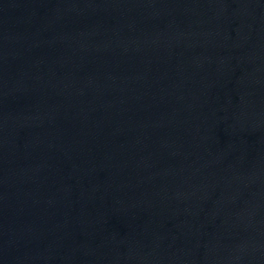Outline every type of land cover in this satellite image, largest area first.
<instances>
[{"label":"water","instance_id":"water-1","mask_svg":"<svg viewBox=\"0 0 264 264\" xmlns=\"http://www.w3.org/2000/svg\"><path fill=\"white\" fill-rule=\"evenodd\" d=\"M0 264H264V0H0Z\"/></svg>","mask_w":264,"mask_h":264}]
</instances>
